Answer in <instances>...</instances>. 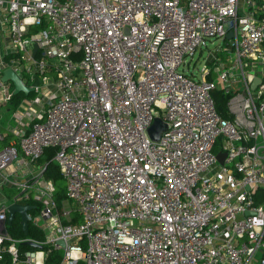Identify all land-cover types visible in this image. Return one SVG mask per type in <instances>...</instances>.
I'll return each mask as SVG.
<instances>
[{
  "label": "built area",
  "instance_id": "obj_1",
  "mask_svg": "<svg viewBox=\"0 0 264 264\" xmlns=\"http://www.w3.org/2000/svg\"><path fill=\"white\" fill-rule=\"evenodd\" d=\"M0 9L3 99L14 96L7 69L32 88L0 172L52 150L73 203L59 209L43 174L12 182V201H0V264H47L52 253L59 264H264V0H0ZM216 90L227 96L222 112ZM156 118L167 127L157 142ZM16 203L36 205L43 241L10 234ZM25 241L43 249L21 251Z\"/></svg>",
  "mask_w": 264,
  "mask_h": 264
},
{
  "label": "crops",
  "instance_id": "obj_2",
  "mask_svg": "<svg viewBox=\"0 0 264 264\" xmlns=\"http://www.w3.org/2000/svg\"><path fill=\"white\" fill-rule=\"evenodd\" d=\"M3 21H4V12L3 9H0V59L3 56ZM4 57V56H3ZM11 84V83H10ZM10 89L13 92V86H10ZM19 103L16 104L15 101L6 102L3 98V92L0 88V140L3 137L12 135V139L8 142V145L15 144L17 142V137L13 134V130L19 124V117L16 113L20 103L23 101V98L27 96L26 94H18ZM21 96V97H20ZM18 101V100H17ZM23 122L29 123L28 120ZM3 144H0L2 148ZM5 145V144H4ZM4 147V146H3ZM3 149V148H2ZM43 174L42 168L39 166L38 162L28 163V162H15L5 169V171L0 172V201L8 200L10 197L13 198L14 193L12 190H16L12 182L19 184H24L33 179L41 177ZM9 179V181L7 180Z\"/></svg>",
  "mask_w": 264,
  "mask_h": 264
},
{
  "label": "trees",
  "instance_id": "obj_3",
  "mask_svg": "<svg viewBox=\"0 0 264 264\" xmlns=\"http://www.w3.org/2000/svg\"><path fill=\"white\" fill-rule=\"evenodd\" d=\"M6 59L8 60L9 57H6ZM29 96H32V95H29ZM214 96L216 98V102H217L219 110L221 112L224 111V109L226 108L227 96L224 95V93L220 90H216L214 92ZM12 100L15 101L16 104H18L19 95H14ZM12 137H13L12 135H8L6 137H3L0 140V144H3L2 148H5L7 146L8 142L10 141V139H12ZM2 148L0 146V150ZM53 156H54L53 151L52 150L48 151L45 157L41 158L38 161V164L42 168V170L44 169L43 177L47 180L53 181L55 188H56V192L54 193L53 197L59 209H61L62 205L67 199L66 194H65V180L62 174L60 173V171L58 170L56 163L53 161ZM12 193L15 194L16 190H12ZM81 221L82 219H81L80 214L77 212H74L72 216V222L77 223ZM8 230L10 234L17 240L26 239V238L34 239L39 242L44 240V233L40 229H38L32 222L30 223L28 235H25L24 232L22 231L21 219L19 216H17L16 220L8 227ZM19 247L21 251L34 250L33 248H30L24 245V243H20ZM61 258L62 256L59 255L58 253H52L49 256L47 264H59V262L61 261Z\"/></svg>",
  "mask_w": 264,
  "mask_h": 264
},
{
  "label": "water",
  "instance_id": "obj_4",
  "mask_svg": "<svg viewBox=\"0 0 264 264\" xmlns=\"http://www.w3.org/2000/svg\"><path fill=\"white\" fill-rule=\"evenodd\" d=\"M232 35V33L229 34V37ZM38 49V46L36 45L34 48V53H36ZM2 81L4 83H11L13 86V95H18L20 93H24L27 96L32 91V88L27 87L24 85L22 79L19 77V75L13 70V69H7L3 72V75L1 77ZM261 83V80L255 79L252 83V89H255L257 85ZM166 125L160 118H156L153 125L149 129V134L153 141H159L161 138L162 133L166 130ZM225 155L222 153L218 154V159L223 162ZM36 210V205L32 204H12L10 205L8 209V225H11L15 220L16 217L19 216L21 219V226L22 231L25 235H28L29 233V227L30 223L32 221V212ZM2 232H5L3 229ZM58 245L62 246L63 248H66V245L63 241L59 240L57 242ZM24 245L33 248V249H40L42 250V245L34 242V241H25Z\"/></svg>",
  "mask_w": 264,
  "mask_h": 264
},
{
  "label": "rangeland",
  "instance_id": "obj_5",
  "mask_svg": "<svg viewBox=\"0 0 264 264\" xmlns=\"http://www.w3.org/2000/svg\"><path fill=\"white\" fill-rule=\"evenodd\" d=\"M218 45H222V42L220 40L214 41V44L213 45L212 44H209V50L215 51L216 46H218ZM204 58L209 59V51L208 50L203 53V57L201 58V60H200L199 63L197 62L198 61V55L196 56V58L194 60V63H195L196 68L201 69L207 63V61H205ZM24 100H25V103H29V99L28 98L25 97ZM10 201H12V197H10ZM62 208L73 209V203L71 201H69V200L66 199V201L62 205ZM34 212L35 211H33V213ZM62 252L63 251H61V253ZM254 264H257V263L255 262Z\"/></svg>",
  "mask_w": 264,
  "mask_h": 264
}]
</instances>
